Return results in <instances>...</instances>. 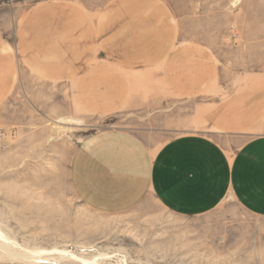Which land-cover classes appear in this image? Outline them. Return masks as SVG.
<instances>
[{
	"label": "crops",
	"instance_id": "obj_1",
	"mask_svg": "<svg viewBox=\"0 0 264 264\" xmlns=\"http://www.w3.org/2000/svg\"><path fill=\"white\" fill-rule=\"evenodd\" d=\"M207 2L0 0L14 7L9 25L0 15V105L17 90L61 84L90 113L147 119L152 139L192 120L219 136L151 146L124 130L91 135L69 165L70 187L91 211L125 213L150 196L173 216L201 217L229 197L264 219V74L226 78L238 52L229 43L261 48L264 33L225 36L224 21L245 15L214 14Z\"/></svg>",
	"mask_w": 264,
	"mask_h": 264
},
{
	"label": "rangeland",
	"instance_id": "obj_2",
	"mask_svg": "<svg viewBox=\"0 0 264 264\" xmlns=\"http://www.w3.org/2000/svg\"><path fill=\"white\" fill-rule=\"evenodd\" d=\"M207 3L214 14L240 9L245 15L241 24L224 21L225 36L247 35L252 42L264 33V0ZM13 10L0 8L7 25ZM241 46L240 39L228 45L238 52L233 65L227 61L234 74L226 78L264 74V46ZM26 94L17 90L0 105V264H264V219L246 215L229 197L201 217L173 216L150 196L107 215L87 208L70 187L71 156L91 135L124 130L151 146L188 133L219 136L192 120L152 139L147 119L90 113L61 84L37 92L30 87Z\"/></svg>",
	"mask_w": 264,
	"mask_h": 264
},
{
	"label": "bare ground",
	"instance_id": "obj_3",
	"mask_svg": "<svg viewBox=\"0 0 264 264\" xmlns=\"http://www.w3.org/2000/svg\"><path fill=\"white\" fill-rule=\"evenodd\" d=\"M20 258V257H19Z\"/></svg>",
	"mask_w": 264,
	"mask_h": 264
}]
</instances>
